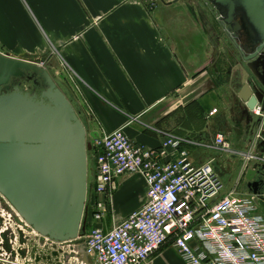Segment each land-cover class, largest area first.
<instances>
[{
    "label": "crops",
    "instance_id": "crops-1",
    "mask_svg": "<svg viewBox=\"0 0 264 264\" xmlns=\"http://www.w3.org/2000/svg\"><path fill=\"white\" fill-rule=\"evenodd\" d=\"M207 6L206 0H159L155 8L145 0H0V52L47 67L90 134L124 128L150 147L162 142L157 129L205 143L223 134L233 147L264 153L258 107L250 110L239 96L242 64L224 59L219 15L210 6L214 22ZM189 153L197 165L213 160L222 195L252 192L245 177L251 166L244 168L240 157L199 147ZM147 199L140 174L120 176L111 186L105 229ZM260 204L264 209V191ZM90 222L88 212L83 235L73 241L17 237L14 254L5 257L16 256L10 264H17L20 254H63L64 264H96L86 251ZM145 264L185 263L167 244Z\"/></svg>",
    "mask_w": 264,
    "mask_h": 264
},
{
    "label": "built area",
    "instance_id": "built-area-1",
    "mask_svg": "<svg viewBox=\"0 0 264 264\" xmlns=\"http://www.w3.org/2000/svg\"><path fill=\"white\" fill-rule=\"evenodd\" d=\"M216 112L214 109L210 115ZM156 131L162 137L158 147L134 142L124 128L94 139L89 152L94 161V199L88 205L87 254L96 264H145L171 244L185 264H264L262 193L230 191L222 195L225 183L213 160L197 165L189 152L199 147L238 156L244 168L264 165V153L237 151L223 134L205 143L162 129ZM126 173L144 178L148 199L124 220L105 229L111 186ZM1 197L20 219V225L30 227ZM4 210L2 231H12L14 218Z\"/></svg>",
    "mask_w": 264,
    "mask_h": 264
},
{
    "label": "water",
    "instance_id": "water-1",
    "mask_svg": "<svg viewBox=\"0 0 264 264\" xmlns=\"http://www.w3.org/2000/svg\"><path fill=\"white\" fill-rule=\"evenodd\" d=\"M207 2L218 12L221 6L227 9L220 20L231 26L233 31L228 34L247 63L241 69L243 87L239 96L250 110L258 107L262 114L257 118L262 122L264 0ZM240 10L253 34L262 40L252 54H247L237 40L240 24L236 16ZM22 82L33 83L34 87L25 91ZM96 137L87 131L47 67L0 52V194L41 237L62 243L83 235L89 152ZM263 174L264 165L260 163L246 172L247 187L254 194L262 193L257 178ZM80 258L88 262L85 254Z\"/></svg>",
    "mask_w": 264,
    "mask_h": 264
},
{
    "label": "flooded vegetation",
    "instance_id": "flooded-vegetation-1",
    "mask_svg": "<svg viewBox=\"0 0 264 264\" xmlns=\"http://www.w3.org/2000/svg\"><path fill=\"white\" fill-rule=\"evenodd\" d=\"M207 3H208V6H211L212 9L219 15V39L221 38V46H223L224 59H229L231 61H239V63L242 64V69L245 68L247 63L244 61L242 54L240 53L239 49L237 48V46L235 45V43L233 42V40L228 34V31L232 30L231 26L228 24H225L224 21L220 20V17L223 16V14L225 15L227 11L226 7L221 6L218 12L217 8L214 5L210 4L209 2ZM236 19L240 24V28L236 31L237 40L247 54H252L262 44V40L259 39L255 34H253V32L251 31V26L246 20V15L242 10L238 12ZM224 35L230 40V44H227L225 42ZM260 54L264 55V47L262 51L260 52ZM263 60H264V57L261 58L260 62H262ZM33 87H34L33 83L22 82V85H21V88L25 91H31ZM263 122H264V119L262 122L258 121V118L256 120L257 125L260 123L262 124ZM257 180H259V189L264 191V174L258 177ZM2 208L9 210L12 214V217L14 219L16 218L15 212L9 206H7L4 201H1L0 203V209ZM1 223L3 224V221L1 222L0 220V224ZM25 227L30 229V227L28 226H25ZM11 233L12 231L9 229L6 231H2L1 233L2 235H0V238H1L0 239V250H4L6 254H14L13 244H12L14 234L13 233L11 234ZM13 259H14L13 256L11 257L10 255L8 258V263L9 264L14 263Z\"/></svg>",
    "mask_w": 264,
    "mask_h": 264
},
{
    "label": "rangeland",
    "instance_id": "rangeland-1",
    "mask_svg": "<svg viewBox=\"0 0 264 264\" xmlns=\"http://www.w3.org/2000/svg\"><path fill=\"white\" fill-rule=\"evenodd\" d=\"M146 2H148V5H150L151 8H155L158 6L159 4V0H146ZM210 6L208 8L207 6V10L209 11V13L213 16L214 18V22H216V16L215 14L213 13L212 10H210ZM223 40V39H222ZM224 40L227 44H230V40L224 35ZM219 47H221V38L219 39ZM220 50V48H219ZM56 81V80H55ZM57 84L58 86L61 88L63 87V83L61 84V81H59V79H57ZM90 138V136H89ZM234 148L237 150V151H247V146L245 148H236L234 146ZM251 150V149H249ZM257 152V150H256ZM237 173V172H236ZM93 179H94V161L92 159V156L90 158L89 156V192H88V199H87V207H86V213L85 214H88V212L90 213V209L88 207V205L93 202V191H92V183H93ZM3 196L0 194V197ZM1 201H4L2 198H0V202ZM4 215H5V210L4 208L0 209V217H1V222L3 221L4 222ZM21 222H20V219L18 217H16L14 219V221L12 222V231H13V234H14V238H13V242H14V246H15V238H19V242L24 240L26 241L29 237L31 238L32 236H34V231H32L31 229H28L27 227H25L24 225H20ZM4 229V226L3 224L1 223L0 224V235H2V230ZM37 235V234H36ZM39 236V235H38ZM1 239V238H0ZM0 258H6L8 259V257H5L6 253L4 250H0ZM63 254H42V256L40 254H24V255H21L19 256V263L17 261V264H64V257L62 256ZM16 256H14L13 260H16L15 258ZM77 264V263H75Z\"/></svg>",
    "mask_w": 264,
    "mask_h": 264
},
{
    "label": "bare ground",
    "instance_id": "bare-ground-1",
    "mask_svg": "<svg viewBox=\"0 0 264 264\" xmlns=\"http://www.w3.org/2000/svg\"><path fill=\"white\" fill-rule=\"evenodd\" d=\"M34 233L38 235V233H36L35 231H34Z\"/></svg>",
    "mask_w": 264,
    "mask_h": 264
}]
</instances>
